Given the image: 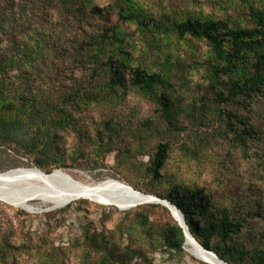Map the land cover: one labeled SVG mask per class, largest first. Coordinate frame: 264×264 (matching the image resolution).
Returning a JSON list of instances; mask_svg holds the SVG:
<instances>
[{
	"label": "rangeland",
	"instance_id": "374dc122",
	"mask_svg": "<svg viewBox=\"0 0 264 264\" xmlns=\"http://www.w3.org/2000/svg\"><path fill=\"white\" fill-rule=\"evenodd\" d=\"M109 1L113 0L95 3L104 6ZM250 1L264 8V0ZM21 3L0 0L5 12H18ZM147 5L155 16L193 14L229 20L236 27H252L242 0H151ZM47 14L58 17L52 10ZM32 25L37 27L36 20L32 19ZM135 30L130 29L132 42L139 49L150 47L139 64L164 71V56L153 50L151 37ZM55 38L63 45L55 57L48 58L54 74L47 80L50 90L56 94L74 84L89 83L76 62L77 51L66 50L73 31H60ZM157 41L164 52L179 61L171 74L176 86L173 122H166L155 102L128 84L119 97L96 104L77 117V125L59 132L62 168L51 169L52 173L62 170L88 185L117 180L151 190L154 187L146 183L144 170L157 145L169 143L172 151L161 171L164 179L205 189L222 205L232 206L235 215L247 220L241 241L248 249L264 248V144L253 147L250 158L243 157L231 137L223 135L218 115L220 109L233 110L264 128V96L250 107L220 104L207 79V45ZM110 121L118 130L115 134L107 130ZM21 167L36 168L34 158L18 153L15 145L2 146L0 174ZM31 206L28 212L0 202V264H100V258L110 252L116 264H211L193 255L187 245L181 253L162 245L159 232L170 220L162 210L143 207L122 211L89 199L59 207L36 200ZM141 213L149 216V233L138 226Z\"/></svg>",
	"mask_w": 264,
	"mask_h": 264
},
{
	"label": "trees",
	"instance_id": "16d2710c",
	"mask_svg": "<svg viewBox=\"0 0 264 264\" xmlns=\"http://www.w3.org/2000/svg\"><path fill=\"white\" fill-rule=\"evenodd\" d=\"M150 1L113 0L99 6L95 0H22L18 12H5L0 6V148L15 145L18 153L34 158L35 167L50 174L62 168L59 132L77 125V117L96 104L119 97L128 84L154 101L165 121L172 123L176 86L171 74L179 61L162 50L157 38L170 45L174 41L207 45V79L220 104L250 107L256 98L264 96V8L242 0L252 27H236L229 20L193 14L181 18L155 16L149 11ZM48 10L58 17L48 15ZM32 19L37 27H33ZM132 27L141 36L153 38V50L164 56V71L139 64L150 47L139 49L132 42ZM68 29L74 38L66 50L77 51L76 62L90 84L80 82V87L74 84L55 94L47 85L54 75L48 58L62 49L55 34ZM218 115L223 135L231 137L243 157L250 158L253 147L264 144V128L247 117L222 109ZM107 130L110 134L118 131L111 121ZM171 151V144L159 143L144 170L146 183L153 189L134 182L130 186L174 204L184 214L195 240L224 262L264 264V248L248 249L241 241L245 217L235 215L232 206L222 205L205 189L164 179L161 171ZM143 207L167 213L170 220L161 228L159 239L165 248L183 252L186 235L170 209L161 204L135 209ZM139 216L138 226L149 233V216ZM100 259V264H116L111 252Z\"/></svg>",
	"mask_w": 264,
	"mask_h": 264
},
{
	"label": "bare ground",
	"instance_id": "6f19581e",
	"mask_svg": "<svg viewBox=\"0 0 264 264\" xmlns=\"http://www.w3.org/2000/svg\"><path fill=\"white\" fill-rule=\"evenodd\" d=\"M138 192L130 185L117 180H105L95 185L84 184L62 170L46 174L37 167H21L13 172L0 174V202L28 212H31L32 201H42L59 207L80 199L129 210L146 205V199ZM186 245L199 259L217 262L193 242L189 241Z\"/></svg>",
	"mask_w": 264,
	"mask_h": 264
},
{
	"label": "water",
	"instance_id": "95a60500",
	"mask_svg": "<svg viewBox=\"0 0 264 264\" xmlns=\"http://www.w3.org/2000/svg\"><path fill=\"white\" fill-rule=\"evenodd\" d=\"M138 193L141 194L146 199L144 204H161V205L169 208L170 211L172 212L174 218L178 221L179 225L184 229V232L186 235V243L189 241L193 242L200 250L211 255L217 262L215 263V262L208 261V260H204V261L209 262L211 264H228V263L224 262L223 260H221L215 253L206 250L204 247H202L195 240V238L192 236V234L189 231V228L186 224L184 214L174 204H172L171 202H169L167 200H162L157 196L146 195V194L141 193V192H138ZM120 210L126 211L127 209H120Z\"/></svg>",
	"mask_w": 264,
	"mask_h": 264
}]
</instances>
